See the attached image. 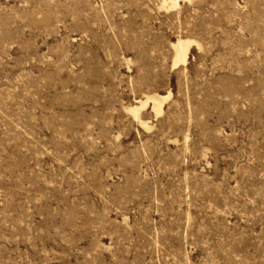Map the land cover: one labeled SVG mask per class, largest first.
<instances>
[{
	"label": "rangeland",
	"instance_id": "obj_1",
	"mask_svg": "<svg viewBox=\"0 0 264 264\" xmlns=\"http://www.w3.org/2000/svg\"><path fill=\"white\" fill-rule=\"evenodd\" d=\"M176 1L0 0V264H264V0Z\"/></svg>",
	"mask_w": 264,
	"mask_h": 264
},
{
	"label": "bare ground",
	"instance_id": "obj_2",
	"mask_svg": "<svg viewBox=\"0 0 264 264\" xmlns=\"http://www.w3.org/2000/svg\"><path fill=\"white\" fill-rule=\"evenodd\" d=\"M172 4V7H176L178 5V2L176 0H169ZM166 3V1H165ZM195 42L190 39H179L177 40L172 46L174 49V63L175 65L178 64H185L187 62L188 58V52L190 50V47ZM170 98V94H167L166 96H160L158 94L154 95H148L146 96L145 100H140L137 103L140 105V107H134L132 109H129L131 113H133L134 117L140 120V112L141 110L149 103L151 102L153 105V109L155 110L156 114H161L163 111L164 103ZM145 125V123H143Z\"/></svg>",
	"mask_w": 264,
	"mask_h": 264
}]
</instances>
